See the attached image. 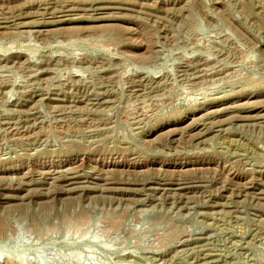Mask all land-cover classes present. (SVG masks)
Returning <instances> with one entry per match:
<instances>
[{"label": "rangeland", "instance_id": "374dc122", "mask_svg": "<svg viewBox=\"0 0 264 264\" xmlns=\"http://www.w3.org/2000/svg\"><path fill=\"white\" fill-rule=\"evenodd\" d=\"M0 264H264V0H0Z\"/></svg>", "mask_w": 264, "mask_h": 264}]
</instances>
